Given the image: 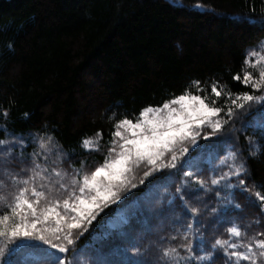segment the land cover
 <instances>
[{"label": "trees", "instance_id": "trees-1", "mask_svg": "<svg viewBox=\"0 0 264 264\" xmlns=\"http://www.w3.org/2000/svg\"><path fill=\"white\" fill-rule=\"evenodd\" d=\"M197 3L203 7H195ZM245 17L264 19V0H0V124L16 133L43 131L68 162L47 163L48 167L62 165L82 175L104 160L100 153L82 147V141L99 132L106 150L114 125L122 118L137 121L145 108L162 107L186 89L204 96L206 102L216 100L215 106H224L229 92L248 91L232 77L242 75L246 52L264 40V28ZM260 51L264 53V48ZM245 70L257 72L251 67ZM196 80L203 91L197 92ZM214 83L222 93L219 98L211 92ZM4 110L9 113L7 120ZM249 119L238 111L234 124L221 134L228 142L217 147L218 157L236 149L243 157L238 153L235 163H200L205 169L201 174L210 179L239 164L248 157L245 137L252 136L260 152L247 158L249 185L255 186L253 192H264V140L252 128L237 131ZM170 171V180L153 184L149 177L124 195L119 207L113 204L101 212L80 244L89 239L101 247L110 243L127 227L113 229L118 216L149 240L163 236L176 237L167 240L169 244L182 241V224L188 217L176 208L173 195L184 178L179 169ZM188 190L192 191L191 185ZM230 191L223 189L222 197ZM201 199L207 197L202 193ZM237 199L245 209L232 217L235 222L247 223L245 217L259 213L243 195L237 193ZM192 204L205 211L196 199ZM208 204L221 208L216 199ZM229 211L235 212L230 207ZM108 233L112 236L106 240ZM207 236L229 238L224 229L210 230Z\"/></svg>", "mask_w": 264, "mask_h": 264}, {"label": "snow or ice", "instance_id": "snow-or-ice-1", "mask_svg": "<svg viewBox=\"0 0 264 264\" xmlns=\"http://www.w3.org/2000/svg\"><path fill=\"white\" fill-rule=\"evenodd\" d=\"M195 7L203 5L197 3ZM245 19L264 28V19ZM261 48H264V40L247 50L242 75L237 73L232 77L248 91L229 92L224 106H215L216 100L206 102L204 96L191 94L186 89L184 94L164 102L162 107L145 108L135 123L122 118L114 125L103 163L82 175L73 174L70 184L61 179L54 186L52 179L44 175L47 167L38 162L41 158L47 160L42 153L50 150L51 136L39 129L16 133L6 124H0L3 129L0 186L16 185L10 203L0 214V264H217L218 260L222 264H264V230H259L264 228V192L252 191L255 186L249 185L247 166V158L256 157L260 152L259 142L246 136L248 157L242 158L239 164L230 165L228 172L210 179L201 174L205 169L192 151L195 148L201 156H211L220 142H228L221 134L226 126L234 124L238 111L246 113L250 119L237 131L247 132L252 128L253 134L259 131L264 140V53ZM249 57L255 59L250 61ZM248 67L257 69L256 74L245 70ZM193 84L197 86V92L203 91L199 87L200 81H193ZM211 92L216 98L222 95L215 83ZM254 104L257 105L255 109ZM8 115L4 110L5 120ZM24 117L27 119L29 114L25 113ZM96 137L101 138V133L97 132ZM201 138L205 141L203 145L199 143ZM93 145V151L100 150L99 141L92 138L82 141L81 146L89 148ZM29 148L33 150L29 152ZM238 153L243 157L240 149L229 151L228 157L235 161ZM141 164L145 165V170L138 182L140 185L149 177L153 184L163 183L171 179L173 173L170 170H180L184 179L175 186L173 200L179 212L188 217L182 224L185 229L183 240L170 244L167 240L176 241V237L161 236L149 240L137 234L129 221L122 218L121 224L127 227L118 231L110 243L101 247L89 239L80 244V239L101 212L113 204L119 207L124 203L121 194L138 187L137 183H132L135 179L132 173ZM69 165H72L71 160ZM185 167L189 170L185 171ZM52 171L60 177L59 171L55 168ZM24 173L30 175H22ZM232 177L236 178L235 183ZM38 179L47 184L37 186ZM189 185L192 191L188 190ZM53 187L57 191L63 190L66 195L49 198ZM225 188L232 191L222 197ZM202 193L207 200L201 199ZM237 193L259 209L256 216L244 218L247 223L243 219L239 223L232 219L245 209L237 199ZM193 199L202 203L205 211L193 206ZM213 199L221 203L223 210L209 206L208 201ZM229 207L235 212H230ZM206 214L210 216L207 221L203 219ZM180 220L181 217H177V221ZM118 227L113 225V229ZM254 227L257 230L250 233ZM221 229L227 232L228 239L218 236L208 239L210 230L219 232ZM111 236L112 233H108L105 239Z\"/></svg>", "mask_w": 264, "mask_h": 264}, {"label": "rangeland", "instance_id": "rangeland-1", "mask_svg": "<svg viewBox=\"0 0 264 264\" xmlns=\"http://www.w3.org/2000/svg\"><path fill=\"white\" fill-rule=\"evenodd\" d=\"M176 1H178V0H176ZM255 59V58H254ZM140 119V118H139ZM136 121H134L133 123H135ZM208 131L210 132L211 131V129H208ZM202 135H203V133H202ZM93 139V141H99V144H100V150L99 151H94V152H96V153H100L101 155H103V157H105V155H107V149L105 150V149H103L102 147H101V143H100V138H98V137H94V138H92ZM213 140H216V137H213ZM226 140V139H225ZM199 143L201 144V145H203L204 143H205V141L201 138L200 140H199ZM36 146H38V144H36ZM92 147H94V145L93 146H91V147H89V148H87L88 150H92ZM228 150H230V149H228ZM28 151L29 152H31L32 151V148H29L28 149ZM93 151V150H92ZM192 151L193 152H195L196 153V159L198 160V162L199 163H235L232 159H230L229 157H228V153L225 155V157H223V158H221V157H219L218 158V160H217V153H219V151H218V149H217V151L216 152H213L212 153V155L211 156H208L207 154H205V155H203V156H201L198 152H197V150L195 149V148H193L192 149ZM220 154V153H219ZM42 155H46L47 156V160L46 161H44V160H42V158H41V160H38V162H41V163H45L44 165L42 164V167H47V171L46 172H44V175L45 176H48V177H50L51 179H52V181H53V185L55 186L56 185V181H58V180H64L66 183H68V184H70L71 182H72V175L74 174V173H71L69 170H68V168L67 167H64V166H60V167H48V165H47V163H68L66 160H65V157L63 156V154H61V152L59 151V149H57V148H55L53 145H51L50 146V150L49 151H47L46 153H42ZM222 155H224V153L222 154V152H221V156ZM189 158H191V157H189ZM182 160L184 159L183 157L181 158ZM219 159H220V161H219ZM225 159V162L223 161V160ZM237 163H240V162H237ZM211 165V164H210ZM214 165V164H213ZM31 165H30V163H29V167H30ZM98 166V165H97ZM212 166V165H211ZM53 168H55L57 171H59L60 173H61V175H60V177H57V176H55V174L53 173V171H52V169ZM93 170V169H92ZM92 170H90V169H88L87 170V172H90V171H92ZM145 170V165H143V164H141L139 167H135L134 169H133V173H132V175L135 177V179H133L132 180V183H138L139 182V180L140 179H142L143 178V171ZM185 171H188L189 169H184ZM86 172V173H87ZM22 175H30V173H24V174H22ZM37 186H39V184L40 183H45V184H47V181H42V180H37ZM15 188H16V185H12L11 187H7V186H0V197H3V199H0V213L4 210V207H5V205L6 204H8V203H10V201H11V197H12V195L14 194V190H15ZM133 189H131V191H132ZM127 194H129V192H127V193H122L121 195H122V200L124 199V195H127ZM56 195H60V196H63V195H66V193L63 191V190H59V191H57L56 190V187H53V192L50 194V197L49 198H53L54 196H56ZM122 218H124V217H120V216H118L116 219H114L113 221H112V225H118V226H122V224H121V220H122ZM20 259L21 260H23L24 259V256L23 255H21V257H20Z\"/></svg>", "mask_w": 264, "mask_h": 264}]
</instances>
